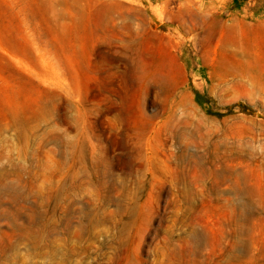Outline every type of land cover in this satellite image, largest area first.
I'll return each mask as SVG.
<instances>
[{"label":"rangeland","instance_id":"374dc122","mask_svg":"<svg viewBox=\"0 0 264 264\" xmlns=\"http://www.w3.org/2000/svg\"><path fill=\"white\" fill-rule=\"evenodd\" d=\"M0 264H264V0H0Z\"/></svg>","mask_w":264,"mask_h":264}]
</instances>
